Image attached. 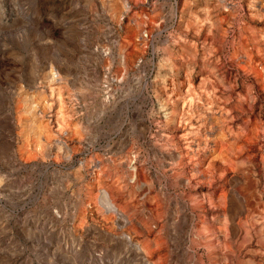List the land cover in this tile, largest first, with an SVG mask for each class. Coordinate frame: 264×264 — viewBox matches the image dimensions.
Instances as JSON below:
<instances>
[{
  "label": "rangeland",
  "instance_id": "rangeland-1",
  "mask_svg": "<svg viewBox=\"0 0 264 264\" xmlns=\"http://www.w3.org/2000/svg\"><path fill=\"white\" fill-rule=\"evenodd\" d=\"M245 171L264 200V0H0V264H264Z\"/></svg>",
  "mask_w": 264,
  "mask_h": 264
},
{
  "label": "bare ground",
  "instance_id": "bare-ground-1",
  "mask_svg": "<svg viewBox=\"0 0 264 264\" xmlns=\"http://www.w3.org/2000/svg\"><path fill=\"white\" fill-rule=\"evenodd\" d=\"M50 73H51V75L53 76V77H57L58 76V73H57V71H53V69H50V71H49ZM206 107V106H205ZM217 107V106H216ZM207 109V108H206ZM223 109V108H222ZM166 111V110H165ZM164 111V112H165ZM209 111V110H208ZM223 111V110H222ZM172 114V113H171ZM175 114V113H174ZM166 115V114H165ZM176 115H178V114H176ZM218 115V114H217ZM200 116V115H199ZM202 116V115H201ZM168 118H169V121L171 122V123H173V122H176L175 121V118H174V116L172 115V116H167ZM188 117V116H187ZM204 117V116H203ZM200 118V117H199ZM198 118V119H199ZM206 119L207 118H205V122H206ZM166 120H167V118H166ZM187 120H189V119H187ZM168 121V120H167ZM185 121H186V119H185ZM192 121V120H191ZM196 121V120H195ZM200 121H202L201 119H200ZM177 122H178V120H177ZM187 122V121H186ZM191 123V122H190ZM195 123V122H194ZM168 124V123H167ZM170 124V123H169ZM183 124V123H182ZM193 124V123H192ZM181 125V124H180ZM195 125V124H194ZM191 126V125H190ZM193 126V125H192ZM191 126V128H193ZM195 127H197L196 125L194 126V129H195ZM188 128H190L189 126H188ZM190 128V129H191ZM187 130V129H186ZM189 130V129H188ZM223 130V129H222ZM191 131V130H190ZM189 131V132H190ZM220 131V130H219ZM225 131V130H224ZM37 132V131H36ZM188 132V131H187ZM192 132V131H191ZM190 132V133H191ZM199 132V131H198ZM181 132H179V134H180ZM186 133V132H185ZM184 133V134H185ZM195 133V132H194ZM197 133V132H196ZM201 133V132H200ZM221 133V132H220ZM227 133V132H226ZM189 134V133H188ZM192 134H193V132H192ZM192 134H190L191 136L190 137H192ZM199 134V133H198ZM222 134V138H224L225 136H226V134L224 133V132H222L221 133ZM220 134V135H221ZM206 135V134H205ZM184 136V135H183ZM185 136H186V134H185ZM200 136V135H199ZM181 137H182V135H181ZM181 137H179V139L181 138ZM188 137V136H187ZM189 137V138H190ZM183 138V137H182ZM181 138V139H182ZM216 138H217V136H216ZM180 139V140H181ZM188 141L190 140V139H188V138H186ZM207 139V138H206ZM212 139H214V138H212ZM219 139V138H218ZM192 140H194V139H192ZM202 140H203V143H204V139L202 138ZM210 140V138L208 139V141ZM217 140V139H216ZM197 141H199V140H197ZM201 141V140H200ZM200 141L198 142V143H200ZM219 141V140H218ZM181 142H183L182 140H181ZM207 142V141H206ZM205 142V143H206ZM215 142V141H214ZM184 143V142H183ZM196 143V142H195ZM210 143V142H209ZM220 143V142H219ZM232 143V142H231ZM181 144V143H180ZM217 144V143H216ZM221 144V143H220ZM220 144H218V145H220ZM230 144V143H229ZM234 144V143H233ZM196 145H201V144H197L196 143ZM204 145V144H203ZM241 145V144H240ZM214 146H216V145H214ZM222 147H220L221 149L223 148L224 149V146H226L225 144H222L221 145ZM182 147H185L184 149H186V151H185V155H187L188 154V152H189V150L188 149H190V148H192V146L190 145V143L189 144H184V146H182ZM181 147V148H182ZM190 147V148H189ZM194 147H196L195 145H194ZM193 147V148H194ZM197 147H199V146H197ZM201 147V146H200ZM193 148H192V150H193ZM219 148V147H218ZM226 148H228V146L226 147ZM231 148V147H230ZM197 149V148H196ZM199 149V148H198ZM197 149V150H198ZM213 149V148H212ZM181 150V149H180ZM187 150H188V152H187ZM191 150V151H192ZM197 150H195L196 152H197ZM225 150V149H224ZM229 150H231V149H229ZM190 151V152H191ZM194 151V150H193ZM192 151V152H193ZM218 151H220V150H218ZM217 151V152H218ZM227 151V150H226ZM189 152V153H190ZM191 152V153H192ZM216 152V151H215ZM223 152V151H222ZM225 152V151H224ZM223 152V153H224ZM181 153V152H180ZM219 153V152H218ZM217 153V154H218ZM171 154H172V152H171ZM216 154V155H217ZM225 154V153H224ZM193 155V153L192 154H190V156H192ZM222 155V154H221ZM225 155H227L228 157V159H229V165H230V167H231V169H236L237 168V165L235 164V160H233L232 158H233V154L231 153V151H227V154H225ZM235 157V156H234ZM193 158V157H192ZM192 158H190L191 160H192ZM226 158V160H228ZM194 159H195V157H194ZM180 160V159H179ZM184 160H185V158H184ZM190 160V161H191ZM226 160H225V162H226ZM186 162V161H185ZM187 162H189V160H187ZM186 162V163H187ZM193 162V161H192ZM197 162V161H196ZM207 163V162H206ZM233 164V165H232ZM189 165V164H188ZM191 165V164H190ZM226 169V168H225ZM227 170V169H226ZM238 171H239V169H238ZM252 171V170H251ZM248 172V171H247ZM255 172V171H254ZM207 173V172H206ZM242 173H245V182H246V187H244L245 185L244 184H242V185H244V186H242V185H240L237 189H238V191H237V194L241 197V200H242V211L239 213V215L237 216V219L235 220V222H236V224H237V226L241 229V230H243L244 231V233H245V235H244V237L245 238H243V241L241 242V243H238L239 244V248H240V246H242L243 244H245V243H248L249 241H250V239H252L253 237H256V239H257V243H258V246L259 247H261L262 249H264V242H263V240H262V238H264V200L262 199V192L261 191H259L257 188H256V184L249 178V175L246 173V171L245 172H242ZM237 175V174H236ZM239 175V174H238ZM240 175H242V174H240ZM241 182H242V180H241ZM243 182H244V179H243ZM240 183V182H239ZM236 188V187H235ZM254 201H256V202H254ZM263 201V202H262ZM213 202V201H212ZM254 202V203H253ZM235 205V204H234ZM231 207V206H230ZM235 209H237V208H235ZM226 210V209H225ZM230 214H231V212H230ZM238 214V213H237ZM226 215V214H225ZM235 215V214H234ZM228 216H229V212H228ZM228 216H224V221H228ZM231 218V217H230ZM234 221V220H233ZM244 226H246V227H244ZM237 227V228H238ZM259 227V228H258ZM239 230V229H238ZM254 231V232H252V231ZM231 237H233V233H232V235H231ZM226 247H227V249H228V251L229 252H231V253H235V251L233 250V245H234V243L232 242V241H230V239H228L227 241H226ZM257 252V251H256ZM242 254V253H241ZM214 255V254H213ZM214 257H215V255H214ZM216 259V258H215ZM264 259V258H263ZM232 262V261H231Z\"/></svg>",
  "mask_w": 264,
  "mask_h": 264
},
{
  "label": "built area",
  "instance_id": "built-area-1",
  "mask_svg": "<svg viewBox=\"0 0 264 264\" xmlns=\"http://www.w3.org/2000/svg\"><path fill=\"white\" fill-rule=\"evenodd\" d=\"M149 38H150V35L148 34V32L146 30L144 32H142L140 34V36L138 37V39H141L142 41L147 40ZM110 66H109V69H110ZM109 69H108V72H106L104 77H103L104 82L101 84V90H102L103 94L105 95L106 99H112L113 100V98L111 97V95L108 92L110 89V85H111V82L108 80ZM109 96L111 98H109ZM108 101H110V100H108Z\"/></svg>",
  "mask_w": 264,
  "mask_h": 264
}]
</instances>
